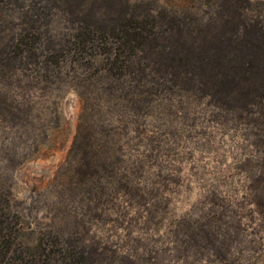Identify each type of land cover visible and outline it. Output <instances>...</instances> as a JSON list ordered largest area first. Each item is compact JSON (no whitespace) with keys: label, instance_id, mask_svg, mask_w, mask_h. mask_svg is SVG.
Listing matches in <instances>:
<instances>
[{"label":"rangeland","instance_id":"1","mask_svg":"<svg viewBox=\"0 0 264 264\" xmlns=\"http://www.w3.org/2000/svg\"><path fill=\"white\" fill-rule=\"evenodd\" d=\"M130 23L149 38L137 105L116 96L142 79L82 44ZM262 37L264 0H0V186L21 241L62 217L96 264H264ZM73 145L113 150L101 197L64 190Z\"/></svg>","mask_w":264,"mask_h":264},{"label":"trees","instance_id":"2","mask_svg":"<svg viewBox=\"0 0 264 264\" xmlns=\"http://www.w3.org/2000/svg\"><path fill=\"white\" fill-rule=\"evenodd\" d=\"M148 40L146 31L130 23L123 24L120 29L114 31H102L96 37L92 35L89 39H84L82 43L86 47L99 49V53L91 54L90 58L97 64L101 62L99 59L101 57L106 60L107 68L103 69L105 75L118 80L127 77L142 79L138 80L132 88L120 89L116 98L122 103L127 101L129 96L134 95L136 105L143 104L144 99L139 98L152 94L151 89L145 84L148 81L145 70L130 68L131 56L136 57ZM260 41L263 42L264 37ZM106 46L109 47L106 48ZM111 91L113 89L108 93L114 95ZM78 127L80 129L82 126L79 124ZM78 133L80 130L77 131ZM72 151L75 153L72 161L74 167L62 179L64 190L70 195L82 193L91 198L101 197L107 188L103 182L100 183V180L111 173L112 167L107 164V161H110L107 156L114 153L113 150L87 149L82 151L81 155L80 148H75L73 145L69 153L71 154ZM103 172H105L104 175H102ZM118 185L120 190L121 186L127 187L122 181ZM85 207L92 209L90 204H86ZM77 224L79 223L75 220L70 221L60 217L57 221H51L48 224L49 228L39 230L34 245H27L21 241L20 237L23 231L21 216L11 207L10 192L0 186V264H96L94 258L100 253L96 248L88 247L81 237L75 235L73 231L77 230ZM65 228L72 229V232L64 233Z\"/></svg>","mask_w":264,"mask_h":264}]
</instances>
